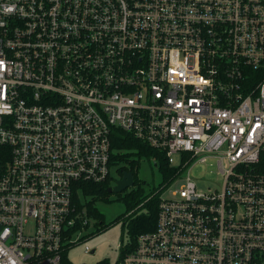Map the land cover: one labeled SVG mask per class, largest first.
I'll list each match as a JSON object with an SVG mask.
<instances>
[{"label":"built area","instance_id":"built-area-1","mask_svg":"<svg viewBox=\"0 0 264 264\" xmlns=\"http://www.w3.org/2000/svg\"><path fill=\"white\" fill-rule=\"evenodd\" d=\"M116 130L181 161L117 264H264V0H0V264H62Z\"/></svg>","mask_w":264,"mask_h":264},{"label":"trees","instance_id":"trees-1","mask_svg":"<svg viewBox=\"0 0 264 264\" xmlns=\"http://www.w3.org/2000/svg\"><path fill=\"white\" fill-rule=\"evenodd\" d=\"M112 148L117 150V153L112 156L111 160V164L117 166V174L119 177H121L124 172L133 174L135 185L134 190L121 198L126 206V214H124L121 219L119 218L118 221L124 220V226L128 228L130 235V242L127 246L122 248L121 255L118 259V261H120L126 255L136 250L139 236L155 231L162 192L175 181L180 174V168L173 167L164 153L152 149L131 134L121 130H116L112 138ZM0 149L8 151V148ZM142 159L155 160V164L162 172L164 178V189H159L146 195L145 190L142 188V182L138 177L140 161ZM1 164L3 165V162ZM112 185L110 180L105 183L85 185L83 197L77 198L74 201L78 212L81 214L83 213V215L77 219V223L72 230L73 233L82 230V220H89L91 217L99 221L97 224V232H101L109 227L106 225L105 217L95 208V205L98 202L110 203L112 194L109 192V189L112 188ZM73 246L69 247V250L63 254L62 264H74L70 261L68 256ZM117 262L115 264H117ZM95 264L112 263L108 259H103Z\"/></svg>","mask_w":264,"mask_h":264},{"label":"rangeland","instance_id":"rangeland-1","mask_svg":"<svg viewBox=\"0 0 264 264\" xmlns=\"http://www.w3.org/2000/svg\"><path fill=\"white\" fill-rule=\"evenodd\" d=\"M155 163L153 159H142L140 161L138 177L142 182V188L145 190L146 195L165 188L163 187L164 178L162 172ZM179 165H181L180 156L174 155L172 157V166L178 167ZM113 168H117V166H113ZM189 168H191L190 172L195 178L199 189L213 190L222 187V181H219L217 176L216 161H209L206 164H195ZM111 175L116 180L119 178L115 170L112 171ZM174 184L171 185V190L178 189L182 185V181ZM134 189L135 185L123 193L112 194L110 203H96L95 208L103 214L106 225L109 227L97 232L99 221L91 217L88 227L79 236L80 241L69 251L68 256L71 262L74 264H95L103 259H108L112 264H115L118 261L122 248L130 242V235L128 228L124 226V220L118 221L119 218L121 219L126 214V206L121 198ZM162 193H164L163 197L165 198L171 197V193L166 190ZM32 230L31 227L29 232L31 233ZM86 246L91 248L90 254L85 253Z\"/></svg>","mask_w":264,"mask_h":264},{"label":"water","instance_id":"water-1","mask_svg":"<svg viewBox=\"0 0 264 264\" xmlns=\"http://www.w3.org/2000/svg\"><path fill=\"white\" fill-rule=\"evenodd\" d=\"M134 186L133 174L124 172L122 178L115 181V185L109 189L111 194H120Z\"/></svg>","mask_w":264,"mask_h":264},{"label":"flooded vegetation","instance_id":"flooded-vegetation-1","mask_svg":"<svg viewBox=\"0 0 264 264\" xmlns=\"http://www.w3.org/2000/svg\"><path fill=\"white\" fill-rule=\"evenodd\" d=\"M122 178V176L121 177H119L118 179H121Z\"/></svg>","mask_w":264,"mask_h":264}]
</instances>
